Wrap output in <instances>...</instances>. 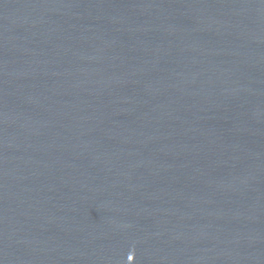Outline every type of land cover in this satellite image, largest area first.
<instances>
[{
	"label": "water",
	"instance_id": "water-1",
	"mask_svg": "<svg viewBox=\"0 0 264 264\" xmlns=\"http://www.w3.org/2000/svg\"><path fill=\"white\" fill-rule=\"evenodd\" d=\"M0 264H264V0H0Z\"/></svg>",
	"mask_w": 264,
	"mask_h": 264
}]
</instances>
